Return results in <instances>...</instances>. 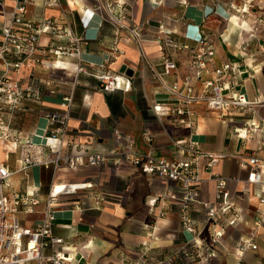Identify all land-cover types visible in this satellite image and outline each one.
<instances>
[{
    "label": "crops",
    "instance_id": "crops-1",
    "mask_svg": "<svg viewBox=\"0 0 264 264\" xmlns=\"http://www.w3.org/2000/svg\"><path fill=\"white\" fill-rule=\"evenodd\" d=\"M16 0H0V32L13 18ZM49 0H31L27 19L40 22L54 18L65 26L72 23L77 33L85 37L82 43V63L87 68H107L128 75L129 86L113 92L100 89L98 80L85 73H77L79 63L75 56L45 59L44 63L15 72L23 85L31 84L42 90L43 99L28 100L26 110L16 116L15 127L22 136L34 133V139L44 140L48 120L46 114L58 106L61 94L51 95L46 81L58 80L62 90H75V102L70 119L69 138L74 141V152L79 150L107 151L117 144L114 127L130 132L136 146L143 152L153 151L169 157H180L177 140L192 137L207 151L233 153L242 157L259 150V123L264 116V105L256 106L258 112L245 114L240 108L208 109L204 103L195 106L194 126L177 122L176 114L169 110L176 101L157 83L150 65L163 69L164 50L157 42L163 27L172 37L191 45L190 50L170 49L169 55L176 68L165 80L183 84L192 74L190 58L202 33H207L215 47V56L204 68L202 77L192 85L199 94L206 92L205 81L213 75V69L223 63H238L239 70L231 80H225V92L234 95L242 92L255 100L264 98V0H121L129 8L134 21L140 25L143 50L127 33L122 32L114 53L116 26L96 9L99 0H61L56 6ZM68 38L51 33L42 34L40 45L51 42L67 43ZM144 52V54H143ZM114 53V54H113ZM3 62L0 59V71ZM155 104L165 109L157 111ZM247 121L255 122L246 137L237 128ZM151 134L146 141L143 132ZM50 144L57 145L56 139ZM264 159V150H259ZM18 145L13 141L0 142V161L13 175L10 191H21L39 198L34 211L20 213L25 227H34L44 217L45 201L52 184H77L92 182L93 188L78 190L59 196L54 206L55 218L52 230L62 236L73 259L68 264H166L158 263L165 254L183 246L189 235L180 224V212L172 200L167 215L157 218L159 209L151 199L163 188L176 184L155 175L144 174L130 161L117 166H82L78 169L59 171L55 177L50 170L33 167L28 171H16ZM202 160L201 196L214 201L216 182L212 173L233 177L231 190L242 210L237 226H227L220 242L213 244L212 258L202 263L187 260L183 264H264V226L255 236L256 250H241L237 243L255 229L254 219L264 211V188L246 179L249 167L240 165V158L229 156L212 169ZM105 197L102 208H94L95 194ZM192 215L202 228L205 240L210 228L205 226L202 206L196 204ZM155 225L154 229L152 226ZM153 235V237H152ZM46 249L44 253H49ZM151 258V259H150ZM23 264H50L48 260H34Z\"/></svg>",
    "mask_w": 264,
    "mask_h": 264
},
{
    "label": "built area",
    "instance_id": "built-area-1",
    "mask_svg": "<svg viewBox=\"0 0 264 264\" xmlns=\"http://www.w3.org/2000/svg\"><path fill=\"white\" fill-rule=\"evenodd\" d=\"M31 0H16L13 18L6 22L0 32V59L3 68L0 71V142L13 141L18 145L16 171L25 172L33 167H43L50 170L53 178L62 170L78 169L82 166H100L112 164L117 166L122 161H130L144 174L171 180L176 186L158 191L151 199L152 205L159 209L157 218L167 215L172 200L178 204L182 230L189 235L187 242L180 248L165 254L158 263L183 264L187 260L208 262L213 255V244L220 242L227 226H237L242 219V210L237 205L231 190L233 177L212 173L211 179L216 182V197L214 201L205 200L201 196L199 185L202 178V160L205 159L207 169L215 167L222 159L229 156L240 158V165L249 167L246 179L251 184H260L264 188V159L259 150H264V116L259 123V150L245 157L227 153L204 150L200 142L192 137L177 140L181 156L177 158L158 154L153 151L143 152L136 146L135 137L119 126L114 127L117 144L107 151L79 150L74 152V141L69 138L70 119L75 102V90L65 92L58 80L46 81V88L51 95L61 94L58 106L46 114L48 120L44 130V140L22 136L15 127L16 116L26 110L28 100L43 99L42 90L31 84L23 85L14 77V73L22 68H31L44 63L45 59L62 56H75L79 63L77 73L91 75L98 80L101 90L113 92L129 86L128 75L111 70L102 64L99 68H87L83 63L82 43L85 37L76 32L74 25L68 23L61 26L54 18H44L40 22L27 19L28 6ZM61 0H49L48 5L58 6ZM96 9L104 13L105 18L116 26L113 50L119 51L118 42L122 32L132 37L143 50L140 25L134 21L129 8L121 0H99ZM51 33L68 38L67 43L51 42L50 45H40L42 34ZM157 42L164 50L163 69L159 71L150 65L155 80L170 94L176 103L169 110L176 114L177 122L194 126L195 106L204 103L208 109L222 110L225 108H240L243 113H256L255 108L264 105V98L249 99L246 94L236 92L228 95L225 92V80L232 79L239 70L238 63L226 62L213 69V75L205 81L206 92L199 94L192 85L193 80L202 77L204 68L215 56L216 50L212 38L202 33L198 44L190 58L193 69L183 84L178 81L169 83L165 75H169L176 63L169 55L170 49L176 51L190 50L189 43L173 39L171 31L163 27ZM113 53V54H114ZM144 54V52H143ZM155 109H165L160 104ZM255 122L247 121L238 134L246 137L248 129L253 130ZM146 141H151V134L143 132ZM50 139H56L57 145L50 144ZM13 171L0 161V264H23L34 260L45 259L50 264H68L72 255L62 236L53 233L52 225L55 218L54 206L59 202V196L78 190L93 188L92 182L77 184H52L49 197L45 201L44 217L37 221L34 227H25L20 213L34 211L40 200L21 191H10V180ZM95 194L94 208L101 209L105 197L101 192ZM196 204L202 206L205 216V226L210 228V237L205 240L202 228L192 215ZM255 229L238 243L241 250H256L257 231L264 226V211H259L254 219ZM155 225L152 226L154 229ZM153 237V235H152ZM49 253H44L46 249ZM151 259V258H150ZM150 264V263H149Z\"/></svg>",
    "mask_w": 264,
    "mask_h": 264
},
{
    "label": "water",
    "instance_id": "water-1",
    "mask_svg": "<svg viewBox=\"0 0 264 264\" xmlns=\"http://www.w3.org/2000/svg\"><path fill=\"white\" fill-rule=\"evenodd\" d=\"M127 74H128V75H133V71H132V70H129V71L127 72Z\"/></svg>",
    "mask_w": 264,
    "mask_h": 264
}]
</instances>
